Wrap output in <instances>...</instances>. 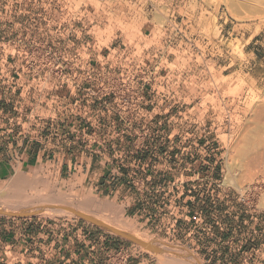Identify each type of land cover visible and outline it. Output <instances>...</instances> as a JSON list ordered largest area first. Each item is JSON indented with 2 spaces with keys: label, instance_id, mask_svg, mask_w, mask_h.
I'll list each match as a JSON object with an SVG mask.
<instances>
[{
  "label": "rangeland",
  "instance_id": "374dc122",
  "mask_svg": "<svg viewBox=\"0 0 264 264\" xmlns=\"http://www.w3.org/2000/svg\"><path fill=\"white\" fill-rule=\"evenodd\" d=\"M93 35V48L77 44ZM116 38L134 61L142 58L126 67L147 74L132 81L136 93L144 84L145 98L122 106L121 120L117 111L92 113L101 120L99 140H76L67 129L40 141L34 125L1 122L2 144L31 147L29 137H37L46 151L0 177V218H23L32 230L43 220L71 230L75 219L76 229L79 216L121 228V237L94 232V264L123 262L105 249V236L128 249L126 264H264V154L261 147L244 154L248 141L264 138V0H0V69L12 70L13 82L22 76L28 88L21 93L0 77V101L63 100L54 77L35 75L28 62L39 63L43 52L117 47ZM63 102L64 116L80 120L83 110L70 112L69 99ZM18 108L2 115H22V122L29 110ZM89 161L87 174L74 168ZM227 163L238 188L223 184ZM17 176L33 183L19 203L10 186ZM97 178L106 182L98 179L92 190ZM111 183L116 190L100 193ZM85 197L107 208L85 210Z\"/></svg>",
  "mask_w": 264,
  "mask_h": 264
},
{
  "label": "crops",
  "instance_id": "0c3cea01",
  "mask_svg": "<svg viewBox=\"0 0 264 264\" xmlns=\"http://www.w3.org/2000/svg\"><path fill=\"white\" fill-rule=\"evenodd\" d=\"M110 45H113V42H111ZM0 73V77L5 78L3 79V82L5 80V83L7 84L10 83L12 85H18L21 93L26 89L28 90L26 81L24 80V78H21L22 76L19 77L18 80L16 79L15 82H13L12 80L14 76L11 77V74H13L12 70H9L8 68H2L0 69ZM32 97L33 95L28 96V98L30 99ZM51 98L52 99L48 100V98L41 97V99L38 100V103H31V100H29V102L27 100L13 102L6 99L9 102H6V104H4L0 101V126L2 125L1 122L10 123L12 121L15 124H21L22 126H24L25 124L28 126L34 125L36 127L35 130H39L41 132L40 141L47 140V142H50L53 135H61L64 131H66L67 134V129H69V131L71 132L69 135L73 136L76 140H99L97 135H95V128L99 126V122L101 120H99L97 117H92L91 121L83 122L82 120H76L71 117H66L64 116L63 110L65 109L62 107V105L58 104V102L53 99V96H51ZM18 103L19 110H21L24 106L25 111L29 110V113L24 114L25 119H23L22 122H20V117L24 118V116L22 115H19L20 117H10V114L2 115V112L4 110H8L9 112L11 108L16 109ZM33 111H39V113L43 112V115L32 117L31 114ZM48 113L49 115H47ZM54 126L60 130L59 133H55V130L52 129ZM9 131L11 130H6V132ZM89 132L90 135H88ZM2 133L4 132L1 131L0 136L2 135ZM30 133L33 136L35 131H31ZM42 133H45L47 135H43ZM19 134L22 135L20 139L24 144H26L27 140H23L26 138V136H23L22 132H20ZM38 139L39 138L37 137H29V140L31 141V147L25 146L19 148L13 147L12 143L2 144V142H0V177H6L10 175V173L12 171H15V169L17 168L32 166L30 165V158L32 156H35V161H37L38 158H40L41 160V157H43L46 151V146H44V148L41 150V145H39V148H37L38 144H36V142L39 141ZM80 156H83V153ZM90 156L93 158L97 157V155L93 154H90ZM9 158H12L10 159L11 161L9 160ZM13 158H16L17 161H15ZM90 165L91 163L89 161V163L85 167L80 164H76L74 168L76 169V171H79L81 168V170H83L87 174L90 170ZM102 177H104V174H102ZM98 179H100L99 181L102 183L106 182L104 178H97L96 180H92V183L90 185V188L92 190L99 188V186L96 185L98 183ZM113 185L115 184L111 183V185L109 186L103 184L100 187V193H102L103 190H109V192L107 193V196H109L112 193L111 188L113 190H116L114 189L115 187ZM120 187L121 185L117 187L118 191ZM119 196L120 194L118 193V197L116 198H119ZM120 198L119 202L121 204ZM2 217L4 218H0L1 264H94L95 262L89 259V257L94 253L95 249L94 232L101 229L106 231L108 235L121 237V228H119V232H112L110 231L109 226L100 224L93 220H89L88 218H85L83 216H79L77 218V220L82 219L84 221L83 224L75 229V224L73 223L74 221H76L75 219L71 223V230H67L64 228L60 229V227H67L69 223L47 224L46 220L41 221V224L36 227L37 229L32 230V226L25 225L27 224V222L21 223L23 221V218L17 220L15 217L11 216ZM105 237L106 238L104 239L103 245L105 249L109 250V252H114L124 248V246H113L111 242H109L110 240H108V237L110 236ZM97 247H99V245ZM81 256L85 258L84 261L83 259H81ZM74 259L79 260L75 261Z\"/></svg>",
  "mask_w": 264,
  "mask_h": 264
},
{
  "label": "built area",
  "instance_id": "2783aa9c",
  "mask_svg": "<svg viewBox=\"0 0 264 264\" xmlns=\"http://www.w3.org/2000/svg\"><path fill=\"white\" fill-rule=\"evenodd\" d=\"M117 40V47H98L94 53L76 52L68 56L64 53L54 52L53 55H49L43 52L39 56V63L37 62L40 68L33 69L37 64L32 60L28 62V68L37 76L43 75L45 78L53 76L57 94L63 100L69 99L70 112L78 110L77 108L83 110V115L80 117L83 122L91 121L92 113L107 114L110 110L117 111L116 114L121 120L122 106L130 105L133 99L145 98L144 84H141L137 90L139 93H136V87L132 83L133 78L136 77L137 81L144 82L147 74L126 67L132 65V62L139 64L142 58H137L138 62L134 61L133 53L126 54L124 49H121V45H124L123 40L121 38ZM74 42L68 40L70 44ZM77 44L86 47L92 45L93 48L98 43L93 35L89 40H81ZM63 100H58V104H65ZM114 106L117 107L116 110ZM127 253L128 250L125 248L115 252L121 259L123 258L122 264H126Z\"/></svg>",
  "mask_w": 264,
  "mask_h": 264
},
{
  "label": "bare ground",
  "instance_id": "6f19581e",
  "mask_svg": "<svg viewBox=\"0 0 264 264\" xmlns=\"http://www.w3.org/2000/svg\"><path fill=\"white\" fill-rule=\"evenodd\" d=\"M262 3V2H261ZM264 123V122H263ZM263 133H264V126H263V129L261 127L260 129ZM261 133V132H259ZM257 133V134H259ZM251 139V138H250ZM246 149L244 148V154H250L251 151H256L258 149V147L261 149H263L261 152L262 154H264V138H254L253 140H250L248 141V143H246ZM259 152V150H257ZM260 152V153H261ZM264 156V155H263ZM260 157V156H259ZM254 158V156H253ZM256 158V157H255ZM261 159V158H260ZM252 160V159H251ZM254 162V161H253ZM261 163V162H260ZM256 165V164H255ZM253 166V165H252ZM226 169H227V173L225 174V178L223 180V184L226 186V185H232V186H235V187H239L236 180H235V176L233 173V170H234V167L230 164V163H227L226 164ZM18 175V174H17ZM21 175V174H20ZM19 176L17 177H14L12 178V180L10 181L12 183V185L10 184L11 187L9 189L12 190L13 194L14 195L13 197L16 198L17 202H21L22 200L25 199V194L21 193L20 191L22 189H24L25 187L23 186H33L32 184L33 183H27V182H20V178H18ZM23 179V178H22ZM32 180V179H31ZM30 181V180H29ZM262 182L264 183V179H262ZM8 186V185H7ZM23 187V188H22ZM5 189V188H4ZM25 190V189H24ZM7 192V191H6ZM23 192V190H22ZM3 193V194H2ZM0 195H6L4 193V191H1L0 192ZM7 196H10L7 194ZM57 196V195H56ZM47 200L51 199V198H46ZM53 199V198H52ZM62 202V201H61ZM263 202V201H262ZM81 208L85 209V210H95V211H100V210H104L106 209V205H103L99 202H97L96 200H94L93 198L91 197H85L81 202H80V205H79ZM32 213V212H31Z\"/></svg>",
  "mask_w": 264,
  "mask_h": 264
}]
</instances>
